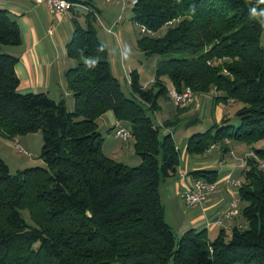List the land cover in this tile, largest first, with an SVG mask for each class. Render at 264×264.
I'll list each match as a JSON object with an SVG mask.
<instances>
[{"label":"trees","instance_id":"obj_1","mask_svg":"<svg viewBox=\"0 0 264 264\" xmlns=\"http://www.w3.org/2000/svg\"><path fill=\"white\" fill-rule=\"evenodd\" d=\"M131 1L132 21L153 33L138 38V49L160 56L149 87L136 70L129 73L131 96L111 70L93 10L83 24L73 20L66 45L75 60L66 72L71 109L44 92H19L18 59L0 50V135L40 131L45 163L10 174L0 157V264H264V147L254 146L264 139V0ZM20 42L17 22L0 9V46ZM166 83L178 92L215 91V105L229 99L240 105L236 123L222 118L185 145L191 155L213 143L225 150L245 144L254 154L245 156L237 185L243 223L214 239L206 229L178 235L165 219L160 184L176 173L180 155L164 130L189 107L157 120L158 98L169 97ZM108 111L130 129L137 166L102 151L98 119ZM192 174L218 179L217 170Z\"/></svg>","mask_w":264,"mask_h":264},{"label":"crops","instance_id":"obj_2","mask_svg":"<svg viewBox=\"0 0 264 264\" xmlns=\"http://www.w3.org/2000/svg\"><path fill=\"white\" fill-rule=\"evenodd\" d=\"M90 1L92 5L73 2L74 6L70 7L66 13L52 14L44 5L36 3V0H0V9L7 10L20 29V44L0 48L3 52L18 59L15 72L19 79V92H44L54 101L65 100L69 109L73 107V99L66 86V72L75 65V60L68 57L66 52V45L73 34V20L77 19L83 24L85 22L84 13L93 10L101 31L112 35L121 33L122 24L119 21H123L121 17L118 21L119 15H116L115 11L113 14L105 12L111 8L107 4L112 5V2L102 0L100 7H96L98 0ZM114 4L119 6L121 11H125L129 2L126 4L115 2ZM100 14L104 18L102 21L99 18ZM126 15L125 18H132V13ZM98 38L102 42L100 34ZM109 61L111 66L116 63L114 58H109ZM149 81L152 82L153 79ZM147 85V82L142 84L143 87ZM168 87H170L169 83ZM209 93L197 94L192 104L180 116L178 125L171 130H164V133H171L179 150L180 161L176 173L161 182L160 195L165 219L178 235L188 229L198 231L206 229L208 237L214 239L221 229L229 233L233 226L243 223L239 213L231 219L225 218L224 214L230 202L238 197L237 186L231 185L228 180L233 179L240 182L241 178L236 177L241 176L245 155L250 150L249 146H246L248 149L242 146L244 144L230 143L228 150L216 144L213 148L209 147L202 155H191L186 152L185 145L190 136L195 133H204L214 123H219L222 118L231 119L230 115L224 117L228 113L226 107L230 103L220 102L215 105L213 97L218 93L215 91ZM158 104L160 111H165L166 115H170L169 118L175 115L177 107L174 103L172 109L169 106L162 109L160 103ZM103 116H107L105 125L111 126L109 133L112 134V128L121 122L115 119L111 111L100 116L98 122ZM157 120L160 121L159 118ZM113 137L116 138L114 135ZM129 142L131 144H120V147L112 146L107 156L119 162L124 161L122 159H126V156L130 157V154L134 152L133 141ZM103 146L102 143L104 152ZM196 170L218 171V179L215 181L217 182L216 192L205 199L202 204L186 207L181 202L179 193L192 184L195 179L192 172ZM219 220L221 223H218Z\"/></svg>","mask_w":264,"mask_h":264},{"label":"rangeland","instance_id":"obj_3","mask_svg":"<svg viewBox=\"0 0 264 264\" xmlns=\"http://www.w3.org/2000/svg\"><path fill=\"white\" fill-rule=\"evenodd\" d=\"M101 1L102 0H98V2H96V7L98 6L100 7ZM128 2L129 5L126 7L125 11L124 10L121 11L119 9V6L114 4L115 2H112V5L107 4L108 7L111 8H109L108 11H105V12H112V14L113 11H115L116 12L115 14L119 15L117 19H120V17L123 18L122 22L119 21V23L122 24V27H120L121 30L120 34L117 35L105 34L103 31H101V27L99 25L98 19H96L94 23V27L98 32V35L99 34L101 35L102 43L107 50L108 57L111 59L112 58L115 59L116 63L115 65L111 66V70H113V74L117 78L120 87L122 89V92L126 96H131L129 73L131 71L136 70V72L138 73V77H139L138 79L140 84L142 85L147 82L148 85L145 87H149L152 84V82L149 80L154 79L157 60L160 58V56L145 55L141 50L138 49L137 40L142 36L143 33L141 31V26L133 22L131 19L125 18L127 16L126 14L132 13L131 10L132 1L126 0L124 4ZM102 10H104V8H102ZM107 16H109V14ZM99 18L101 19V21L102 19H104L102 14H100ZM168 27H170L169 24L164 25L157 35L163 34ZM2 47L5 46H0V48ZM162 58H164V56ZM166 85L168 88L167 83ZM169 88H173V87H169ZM196 95L197 94L194 93V98ZM227 102L230 104L229 106L226 107L228 113H226L224 117L230 115L231 123H236L237 119L234 118V114L236 110L240 107V105L235 103L232 99H229ZM158 103H160L162 109L167 106H169L171 109L173 107V102L171 101V99L164 95H161L158 98ZM169 116L165 114V111H160V109L155 113V117L159 118L160 121H164L165 119L169 118ZM105 119H107V116H103L102 120L98 122L99 125L98 131L101 135L102 143L104 144L103 146L105 150L104 153L106 155H109L110 154L109 148H112V146L120 147L121 146L120 144L123 145H128V143L131 144V142L129 141L133 140V137L129 141H124L119 138L118 139L114 138L113 135L115 129L113 127L112 134L109 133L111 126L105 125ZM120 125L125 126L124 123H120ZM16 144L19 147H16ZM42 145H43V140L40 131L32 132L22 136H16L13 139L4 138L3 136L0 135V157L8 166L10 174H16L17 172L23 171L24 169L30 167H45L44 161L40 158ZM242 146L246 147L245 144ZM254 146L255 148H263L264 139L254 144ZM248 148L250 152H248L246 155L248 154L250 155V153H252L251 148L250 147ZM19 149L26 150L28 154L27 155L23 154L22 152L19 151ZM130 155H131L130 157L126 156V159H122L124 160L122 162L126 163L128 166H137L139 164L138 162L139 158L134 154V152H132V154ZM236 178L240 179L241 176ZM241 207L242 204L239 203V208ZM22 213L24 217L28 219L27 211H23ZM168 221H169V217H168Z\"/></svg>","mask_w":264,"mask_h":264},{"label":"built area","instance_id":"obj_4","mask_svg":"<svg viewBox=\"0 0 264 264\" xmlns=\"http://www.w3.org/2000/svg\"><path fill=\"white\" fill-rule=\"evenodd\" d=\"M107 2H122L124 3L126 0H106ZM36 3L44 5L48 11L52 14H64L68 11V9L74 6V3L70 0H36ZM120 19H118L119 21ZM175 20L169 22L172 24ZM142 33L153 35V33L147 31L143 26L141 27ZM168 95L175 106L177 107H187L190 106L194 100V92L190 88H185L183 91L178 92L174 88H169ZM114 136L124 141H128L132 139L133 135L130 129L126 126L117 124L115 126ZM226 142H228L226 140ZM216 143L210 145V148H213ZM16 147H19L16 144ZM20 152L27 155L28 152L23 149H19ZM250 155L254 156L253 153ZM261 166L264 168V162H261ZM228 182L233 185H239V181L229 179ZM216 183L217 182H208L204 179H194L192 184L181 191L179 193V197L181 202L186 207H195L202 204L205 199H207L210 195L216 192ZM239 210V199L234 198L230 202V206L228 210L225 212L224 217L227 219H231L232 217L238 214ZM218 223H221L219 220ZM233 264H244L242 262H234Z\"/></svg>","mask_w":264,"mask_h":264}]
</instances>
